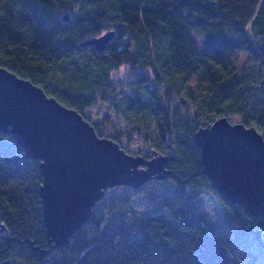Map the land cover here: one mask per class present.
Here are the masks:
<instances>
[{"label": "trees", "instance_id": "1", "mask_svg": "<svg viewBox=\"0 0 264 264\" xmlns=\"http://www.w3.org/2000/svg\"><path fill=\"white\" fill-rule=\"evenodd\" d=\"M110 30L104 51L80 45ZM239 53L255 64L238 65ZM0 67L77 110L104 137L84 111L106 103L129 124L109 138L142 139L150 148L143 156L167 155L170 173L144 217L125 225L96 204L68 245L54 247L39 162L0 129V264H247L240 252L255 242L264 252V217L222 200L193 141L199 127L230 114L264 138V0H0ZM122 67L127 81L114 77ZM202 192L221 202L230 234L207 224ZM231 236L248 245L234 246Z\"/></svg>", "mask_w": 264, "mask_h": 264}, {"label": "water", "instance_id": "2", "mask_svg": "<svg viewBox=\"0 0 264 264\" xmlns=\"http://www.w3.org/2000/svg\"><path fill=\"white\" fill-rule=\"evenodd\" d=\"M68 14L63 20H68ZM110 30L81 46L102 52ZM0 129L13 136L26 156L39 162V195L48 243L63 248L93 213L106 191L138 189L170 173L167 155L150 158L128 153L116 141L99 136L75 109L48 96L30 80L0 67ZM211 186L223 201L239 204L255 219L264 217V138L254 126L230 123L226 116L193 133ZM264 240V234H263ZM38 248V247H36ZM2 264H7L4 262Z\"/></svg>", "mask_w": 264, "mask_h": 264}, {"label": "rangeland", "instance_id": "3", "mask_svg": "<svg viewBox=\"0 0 264 264\" xmlns=\"http://www.w3.org/2000/svg\"><path fill=\"white\" fill-rule=\"evenodd\" d=\"M237 64H245L251 67L255 62L252 58H248L247 54L239 53L237 55ZM144 73L148 75V71ZM114 77L117 80L127 81L128 79L126 70L123 67L114 73ZM178 97L185 99L183 94L178 95ZM181 107L182 111L187 116L193 111V107H191L190 104L182 105ZM84 115L88 116L93 122H100L101 125L99 128L101 132L107 135L106 137L110 135H120L125 128L129 127V124L115 114L106 103L100 101L87 108L84 111ZM226 117L230 123H237L240 121V117L237 115L230 114ZM118 143L123 149H128L131 154L137 153L139 155H144L147 154L150 149L142 139L126 142L125 137H122L119 139ZM169 184V181L152 179L138 188L140 193L129 191L124 186L110 188L97 203L96 209L98 213L106 215L108 220L112 219L115 222L120 220L123 221L125 225H129L132 218L144 217L147 211L154 205L150 196L156 199L160 198L167 191ZM200 198L202 200V209L205 212L207 224L216 234H230L232 227L227 219L225 209L221 202L207 192H202ZM112 200H116L120 205L117 207H108ZM231 238L234 239V246H237V243H240L242 246L248 245L243 241V239L246 238L245 236L238 239H235L233 236H231ZM259 248L260 246L255 242L251 248L247 249L248 254L240 252V255L243 257L244 261L245 258H247V264H264V252H261Z\"/></svg>", "mask_w": 264, "mask_h": 264}]
</instances>
